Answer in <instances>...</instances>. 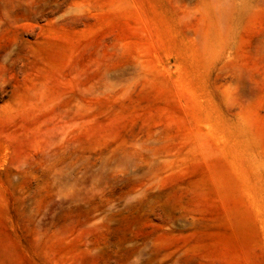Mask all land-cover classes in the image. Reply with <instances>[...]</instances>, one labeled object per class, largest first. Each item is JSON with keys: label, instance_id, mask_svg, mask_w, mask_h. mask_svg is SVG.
Instances as JSON below:
<instances>
[{"label": "rangeland", "instance_id": "rangeland-1", "mask_svg": "<svg viewBox=\"0 0 264 264\" xmlns=\"http://www.w3.org/2000/svg\"><path fill=\"white\" fill-rule=\"evenodd\" d=\"M0 264H264V0H0Z\"/></svg>", "mask_w": 264, "mask_h": 264}, {"label": "bare ground", "instance_id": "bare-ground-1", "mask_svg": "<svg viewBox=\"0 0 264 264\" xmlns=\"http://www.w3.org/2000/svg\"><path fill=\"white\" fill-rule=\"evenodd\" d=\"M220 27H221V26H220ZM220 27H219V29H220ZM218 34H219V33H218ZM220 34H222V33H220ZM220 34H219V35H220Z\"/></svg>", "mask_w": 264, "mask_h": 264}]
</instances>
